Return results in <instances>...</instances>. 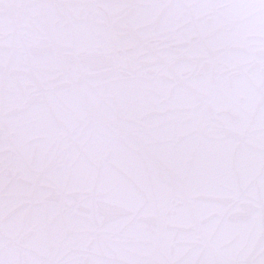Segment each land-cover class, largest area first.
Wrapping results in <instances>:
<instances>
[{"label": "snow or ice", "instance_id": "1", "mask_svg": "<svg viewBox=\"0 0 264 264\" xmlns=\"http://www.w3.org/2000/svg\"><path fill=\"white\" fill-rule=\"evenodd\" d=\"M0 264H264V0H0Z\"/></svg>", "mask_w": 264, "mask_h": 264}]
</instances>
